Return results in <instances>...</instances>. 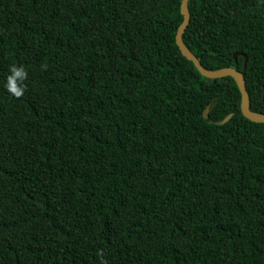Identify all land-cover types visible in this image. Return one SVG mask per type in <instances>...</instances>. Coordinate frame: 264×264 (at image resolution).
Listing matches in <instances>:
<instances>
[{"label": "trees", "instance_id": "trees-1", "mask_svg": "<svg viewBox=\"0 0 264 264\" xmlns=\"http://www.w3.org/2000/svg\"><path fill=\"white\" fill-rule=\"evenodd\" d=\"M181 2L0 0V264H264V123ZM189 10L264 113V0Z\"/></svg>", "mask_w": 264, "mask_h": 264}, {"label": "water", "instance_id": "water-1", "mask_svg": "<svg viewBox=\"0 0 264 264\" xmlns=\"http://www.w3.org/2000/svg\"><path fill=\"white\" fill-rule=\"evenodd\" d=\"M189 1L190 0H182L181 2V12L184 16V20L182 24L180 25L177 33H176V42L179 46L182 54L189 60H191L196 68L199 70V72L208 77V78H222L226 76L233 77L239 87V90L241 92V110L243 115L254 122L264 123V113H259L256 111H253L251 108V99L249 92L247 90L246 86V78L242 71L237 69L236 67H225L217 70H211L206 68L200 59L190 50V48L187 46V44L184 42L183 34L186 31V28L188 27L191 19L190 10H189ZM238 54L236 53L235 58H237ZM244 66L247 64V56L244 54ZM210 108H206L204 111V117H209ZM233 116V113H230L228 116H226L221 121L215 122V124H225L228 122Z\"/></svg>", "mask_w": 264, "mask_h": 264}, {"label": "clouds", "instance_id": "clouds-1", "mask_svg": "<svg viewBox=\"0 0 264 264\" xmlns=\"http://www.w3.org/2000/svg\"><path fill=\"white\" fill-rule=\"evenodd\" d=\"M10 75L7 77L6 89L8 93L16 98L20 99L24 96L26 91V85L24 81L28 78V72L23 66L12 65L10 67ZM97 255L101 257V264H107V261L103 260V249L98 251Z\"/></svg>", "mask_w": 264, "mask_h": 264}, {"label": "bare ground", "instance_id": "bare-ground-1", "mask_svg": "<svg viewBox=\"0 0 264 264\" xmlns=\"http://www.w3.org/2000/svg\"><path fill=\"white\" fill-rule=\"evenodd\" d=\"M181 14H182V13H181ZM181 23H182V22H181ZM196 56H197V55H196ZM247 60H248V58H247ZM209 79H210V78H209ZM207 108H208V107H207ZM241 111H242V110H241ZM227 116H228V115H227ZM258 123H259V122H258ZM157 192H158V191H157ZM48 193H49V192H48ZM84 230H85V229H84ZM85 232H86V231H85ZM86 233L88 234V232H86ZM91 234H92V233H91ZM92 236H93V235H92ZM110 240H111V239H110ZM115 240H116V239H115ZM112 241H113V240H112ZM112 241H110V242H112ZM113 242H114V241H113ZM104 244H106V243L104 242ZM107 244H109V243H107ZM107 244H106V245H107ZM96 246H97V245H96ZM100 247H101V246H100ZM100 247H99V248H100ZM104 247H105V246H104ZM104 247H103V248H104ZM83 248H86V247L84 246ZM101 248H102V247H101ZM108 248H109V247H108ZM88 249H89V247H88ZM106 249H107V248H106ZM108 250H109V249H108ZM81 251H82V250H81ZM83 252H84V251H83ZM83 252H82V253H83ZM87 252H88V250H87ZM89 252H90V251H89ZM86 255H87V254H86ZM94 255H95V254H94ZM89 256H90V255H89ZM91 256H92V255H91ZM91 259H92V258H91ZM95 259H96V258H95ZM98 259H99V257H98ZM96 260H97V259H96ZM99 260H101V259H99Z\"/></svg>", "mask_w": 264, "mask_h": 264}]
</instances>
